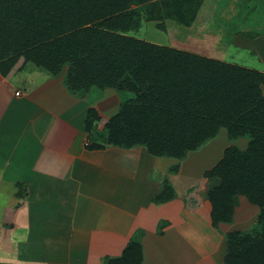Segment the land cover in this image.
<instances>
[{"label": "trees", "instance_id": "1", "mask_svg": "<svg viewBox=\"0 0 264 264\" xmlns=\"http://www.w3.org/2000/svg\"><path fill=\"white\" fill-rule=\"evenodd\" d=\"M198 0H0V77L11 79L24 65L42 68L52 77L65 69L63 85L71 95L112 89L134 97L104 116L91 106L84 117L90 135L87 150L142 146L156 158L184 160L215 138L221 128L231 140L248 139L241 150L223 149L220 159L186 195L189 200L205 181L213 228L234 222L238 197L257 208L248 230L224 233L222 264H264V72L181 51L129 35L143 19L196 13ZM161 5L170 7L163 12ZM167 14V15H166ZM179 171V162L171 169ZM20 197L24 185L17 183ZM173 185L164 178L152 198L173 200ZM198 200V199H197ZM16 207L4 209L11 226ZM239 212V216H240ZM162 224L160 225V228ZM103 264H144V247L130 240L118 256Z\"/></svg>", "mask_w": 264, "mask_h": 264}, {"label": "crops", "instance_id": "2", "mask_svg": "<svg viewBox=\"0 0 264 264\" xmlns=\"http://www.w3.org/2000/svg\"><path fill=\"white\" fill-rule=\"evenodd\" d=\"M230 35L236 53L241 52L239 48L252 53L262 67L257 71L264 72V32L243 28L230 31ZM249 63L252 65L244 58L231 64L256 70L246 66ZM64 74L65 69L61 78H55L29 63L9 80L0 77V191L6 188L15 192L20 183L27 192L13 219L18 223L14 226L19 233L18 243L25 246L18 260L25 264H103L105 257L120 255L126 244L135 240L143 244L144 264H222L223 224L217 229L211 226V207L202 190L189 200L192 207L199 201L195 208L189 210L186 206V195L200 178L183 174L186 159L175 176L183 178L184 183L194 180V186L183 194L176 193L173 200L154 203L152 198L160 190L159 182L172 175L158 167L160 158L150 157L142 146H109L103 150H87L84 146L86 110L94 105L104 114L114 104L117 108L119 100L112 101L113 95L117 99V93L93 87L71 95L62 83ZM261 91L264 95V84ZM11 129L14 131L6 132ZM126 155L129 164L125 165ZM122 165L124 171L120 170ZM147 170L148 175L152 170L158 175H141ZM139 177L152 189L146 193L148 200L140 201L137 192L128 196L120 187L115 190L120 194L119 201H108V185L113 178L134 185L141 182ZM85 200L92 205L78 211ZM244 201L236 207L242 216L250 211ZM9 206L15 205L5 207ZM82 212L85 215L78 220ZM157 212L160 216L153 219ZM161 222L164 224L160 228ZM200 222L207 224V231H199ZM69 242L78 245L65 253L62 247L67 249ZM27 248L30 251L26 254Z\"/></svg>", "mask_w": 264, "mask_h": 264}, {"label": "rangeland", "instance_id": "3", "mask_svg": "<svg viewBox=\"0 0 264 264\" xmlns=\"http://www.w3.org/2000/svg\"><path fill=\"white\" fill-rule=\"evenodd\" d=\"M198 1H201L202 3H200L199 7L196 9V13L188 17V21H183V20L180 21V19L176 18V16L173 15L164 16V18L163 17L157 18L155 20H146L144 18L146 17L144 14L139 29L130 32L128 34L140 39H144L149 42H153L174 49L177 48L178 50L181 51H187V52L190 51V52L198 53V55L201 54V55L213 57L216 60L220 59L228 63L230 62L233 63V61L240 62L245 58L248 61L252 62V65L249 63L246 66H251L256 70H261L262 69L261 65L260 64L258 65L256 63L255 56L252 53H250L249 51L247 52V50H242L240 48L239 50L241 52L236 53L234 47H232V44L230 43L229 37L231 36L230 31H236L238 29H243V28L248 32H253V31L264 32V0H198ZM160 8L163 12L170 10V7H167L166 5H161ZM230 16H233V18L230 19ZM21 74H23V72ZM116 95H118L117 99L116 96L113 95L112 101L114 102L115 100L116 102L119 100L118 106L122 100L134 97V94L129 92H122L120 94L117 93ZM90 99L89 98L87 99L88 103L90 102ZM117 108L114 104L111 106V109L109 110L110 113H108L109 111L107 113L104 112L103 115L107 116L108 114H113L115 110L117 111ZM76 110H79V108L77 107ZM13 131L14 129H11L10 131H6V132L11 133ZM11 137L12 134L10 135L9 138ZM90 137H91L90 135H86V140L84 141L85 147L87 144L90 143L89 142ZM247 141L248 139L246 137H241L236 140H231L227 136L226 129L221 128L215 138L208 141L199 150L188 153L187 157L185 158L186 162L183 169V174H185L186 177L187 175L190 177H196V176L201 177L202 173L205 170L211 168L220 159L223 149L225 147H227L228 145H236L239 148H245L246 146L245 143L247 144ZM128 159H129V155H126L124 160L125 165L128 163L127 162ZM160 159L161 160H159L158 162L159 163L158 167H160L161 170L166 172L167 174H172L169 177V180L171 183H174L176 188L175 190L176 193L183 194V192H185L187 189L194 186L195 184L194 180L192 179L184 180L186 182L184 183L183 178L181 177L177 178V176H175L176 173H172L169 170L177 162H179V169H180L181 162L184 160L177 161L171 158H160ZM124 169L125 168L123 167V165L120 166L121 171H124ZM141 175H144L146 177L151 176L154 178V175L156 176L158 174L152 170L150 175H148V170H147V172L145 173L143 171ZM164 178H166V176H164ZM113 179H114L112 181L113 183L111 185L109 183L108 185L109 188L108 192L110 193L108 194V201L115 202L116 200H118L120 194L116 193L115 190L116 189L119 190L120 187L121 189H124L123 193L128 194V196L129 195L131 196L132 192L133 193L137 192V194L139 193L140 201L141 199L142 201L148 200L146 193L151 192L152 189H149L148 186H145L142 183V179H140V177L139 179L141 182L135 183L134 185H131L130 181L124 182V180L122 181L116 178ZM217 182L218 180L215 179L211 181H205L202 184L200 190H202L203 197L204 194L208 191V189L215 186ZM159 183L161 187L162 181ZM198 184H199V180L196 186H198ZM19 192L20 191H18V189H16L15 192H11L6 188L0 191V217H3V213H4L3 207L11 204L12 206L13 205L17 206L16 209H18V207H20L22 203H24L23 202L24 197L18 196ZM128 199H131V197H129ZM237 201L239 205V203H241V201L244 200L242 197H238ZM91 203L92 202H89L88 200L82 202L81 203L82 205L80 204V206H78V203H76L78 206V211H80L82 208L90 207L92 205ZM244 203L249 208L254 209V211L247 208V210L250 211L245 212L246 215L245 214L244 215L246 216V218L244 220L243 219L244 215L242 216V212L240 211V209H238L235 214V222H233L230 225L225 224L222 226L221 231L223 232V234L232 229L248 230L254 224L257 215V210H256L257 208L253 205L248 204L245 201ZM94 208L95 207H92V209ZM239 212L241 213L240 216H239ZM82 213L83 214L79 216L78 220L83 219L85 212ZM159 216H160V212L153 213V219L158 218ZM15 217H16V213L12 218L11 226H6L5 224H3V221L0 220V222L2 223V224L0 223V264H25L24 262L22 263L21 261L18 260L19 254L24 252L23 250H25V246L24 245L21 246L18 243L20 242L18 241L19 233L14 229V226L15 227L18 226V223L16 222L17 223L16 224L13 221V219L15 220ZM123 217L125 218L126 216L123 215ZM92 222L95 223V221L91 220L90 223ZM161 224L163 225L164 222H161L160 225ZM13 229L15 230L14 231L15 233H12ZM207 229H208L207 224L200 222L199 231L200 232L203 230L207 231ZM77 245L78 244L69 242L68 244H66L67 249H65V246L62 248L66 253L70 250L69 247L72 246L76 247ZM27 249H26V254L30 251V249L29 250ZM37 253L40 252L38 251Z\"/></svg>", "mask_w": 264, "mask_h": 264}, {"label": "built area", "instance_id": "4", "mask_svg": "<svg viewBox=\"0 0 264 264\" xmlns=\"http://www.w3.org/2000/svg\"><path fill=\"white\" fill-rule=\"evenodd\" d=\"M15 95H19V93H18V92H16V93H15Z\"/></svg>", "mask_w": 264, "mask_h": 264}]
</instances>
